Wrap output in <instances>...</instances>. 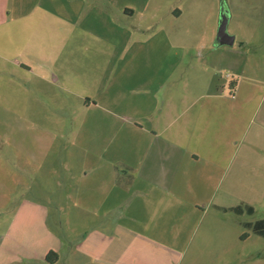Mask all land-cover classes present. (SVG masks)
<instances>
[{
  "label": "crops",
  "instance_id": "1",
  "mask_svg": "<svg viewBox=\"0 0 264 264\" xmlns=\"http://www.w3.org/2000/svg\"><path fill=\"white\" fill-rule=\"evenodd\" d=\"M260 1L246 11L254 30ZM219 5L0 0L2 217L14 207L0 264H50L51 252L55 264H183L208 209L216 223L241 207L227 203L264 139V115L250 128L258 45L217 46ZM65 93L79 104L56 102ZM67 186L74 196L54 197ZM215 235L222 244L226 232L201 236Z\"/></svg>",
  "mask_w": 264,
  "mask_h": 264
},
{
  "label": "rangeland",
  "instance_id": "2",
  "mask_svg": "<svg viewBox=\"0 0 264 264\" xmlns=\"http://www.w3.org/2000/svg\"><path fill=\"white\" fill-rule=\"evenodd\" d=\"M221 1L222 0H220L219 5L220 10ZM259 1L224 0L227 6H231V17L232 11L234 12L233 20L229 21L228 33L233 36H238V43L241 39L246 38L251 39L253 45H258V47H256L253 60L254 64L256 65L254 67V75L256 79V85L258 86L256 91L259 94L258 104L260 116L256 115L257 117H254V121L250 126L252 130L257 129L258 125L255 123H258L260 118L264 115V25L259 24V27L256 30L248 26L249 21L252 20L248 18H252V16L246 15V11L249 12L248 14H253L256 3H259ZM260 2V6L264 7V1ZM239 6L243 7V13L240 12ZM262 16H264V13ZM262 21H264V19ZM253 23L254 21L251 22V25ZM56 102H68L70 104L78 105L79 99L74 95L65 93L64 95L62 94L61 101H59V96L56 95ZM69 111L74 112L72 110ZM248 124L249 122L247 125ZM233 144H231V150H234L235 146H240L241 149L248 148L250 145V135L246 136L243 141L241 137L236 139L233 141ZM259 145L262 146L260 149V157L256 155L254 159H249L246 161L244 177L239 176L235 183V192L238 193V196L231 198L227 203L229 206L240 205L243 208H246V206L250 205L255 209L254 214L248 215L245 212L242 215H235V213L229 212V214L225 215L223 219H219L215 223L213 216L216 211L213 208L208 209L207 214L196 224L192 244L189 252L185 256L183 264H190V261L194 257L197 258L196 264H264V237L259 236L254 231V224L258 221L264 220V139L263 141L259 142ZM70 150L71 148L69 149V152ZM241 155V152L236 154L235 157H232L231 155L233 164H231L229 170L230 176H232L236 168L235 166L238 164ZM257 171L260 173H257ZM55 176L62 177L64 175L57 174ZM57 188L58 187H56V190L54 191L55 198H63L67 195L74 196V191L71 190L69 186H67V189L63 188V190H57ZM11 208V206L5 207L7 215L4 217H2V207L0 208V233L5 230L10 222L11 216L8 214L13 210L14 207L12 210ZM51 211L53 212L52 215L58 214V212H56V206H51ZM75 225L76 223H70V227H68L76 228ZM209 229L226 232V235H224L226 238L223 239L222 244L218 243L219 240H221L219 238L220 236L218 237L215 235V237L207 239L201 236L203 231ZM222 245L229 247V251H227V253L224 252L222 254L216 250V247ZM198 249H201L202 252L198 253ZM194 251L196 254L193 253Z\"/></svg>",
  "mask_w": 264,
  "mask_h": 264
},
{
  "label": "trees",
  "instance_id": "3",
  "mask_svg": "<svg viewBox=\"0 0 264 264\" xmlns=\"http://www.w3.org/2000/svg\"><path fill=\"white\" fill-rule=\"evenodd\" d=\"M236 87H237V81L232 80L229 84V90L231 92L230 93L231 95H233L234 92L236 91ZM228 212H233L237 215H242L246 212L248 215H253L255 212V209L252 206H246V208L236 207V208L229 209ZM254 231L259 236L264 237V220L258 221L254 224ZM46 260L50 264H55L59 260V255L56 252H51L47 256Z\"/></svg>",
  "mask_w": 264,
  "mask_h": 264
},
{
  "label": "water",
  "instance_id": "4",
  "mask_svg": "<svg viewBox=\"0 0 264 264\" xmlns=\"http://www.w3.org/2000/svg\"><path fill=\"white\" fill-rule=\"evenodd\" d=\"M230 20V12L225 4L224 0L222 1L221 5V20H220V26L218 29L216 44L217 46H233L235 42V37L231 36L228 33V25Z\"/></svg>",
  "mask_w": 264,
  "mask_h": 264
},
{
  "label": "built area",
  "instance_id": "5",
  "mask_svg": "<svg viewBox=\"0 0 264 264\" xmlns=\"http://www.w3.org/2000/svg\"><path fill=\"white\" fill-rule=\"evenodd\" d=\"M228 77H230V76H228Z\"/></svg>",
  "mask_w": 264,
  "mask_h": 264
}]
</instances>
